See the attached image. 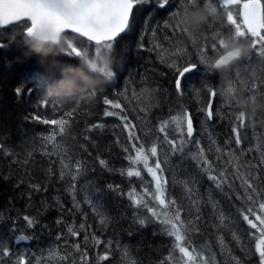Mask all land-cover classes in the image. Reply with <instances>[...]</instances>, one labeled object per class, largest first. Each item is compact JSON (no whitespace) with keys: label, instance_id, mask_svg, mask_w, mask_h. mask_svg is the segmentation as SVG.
Wrapping results in <instances>:
<instances>
[{"label":"trees","instance_id":"1","mask_svg":"<svg viewBox=\"0 0 264 264\" xmlns=\"http://www.w3.org/2000/svg\"><path fill=\"white\" fill-rule=\"evenodd\" d=\"M203 2L201 0V4ZM211 2L221 15L214 23L210 17L209 23L195 38L200 45L208 47V55L213 57L215 53L210 46L214 34L220 32L227 38L233 34V28L227 24L220 0ZM178 3L179 0H170L168 5L161 8L157 0H149L148 4L134 9L130 29L114 43L112 51L115 57L111 58H116V63L111 79L91 70L81 58L61 51L67 47L66 41L71 40L82 50L87 49L91 59L94 45L75 35L65 34L59 45H52L27 38L24 35L26 22L0 30L2 209L6 206L10 212V227L15 228L12 233L30 234L36 249L56 246L61 258L66 257L62 259L63 264H72L73 261L81 264L80 253L72 247L76 243L80 244L82 251L87 252V264H184L175 248L174 237L164 234L162 225L154 221L147 209L143 205H135L129 197L128 193L135 189L137 198L147 201L158 212L165 211L143 191L147 187L149 192L155 193L154 182L147 169L143 165H133L127 159L134 155L132 144L137 147L142 144L146 151L153 142L159 145L164 133L158 129L164 121H168V139L179 141L180 135L171 117L182 111L191 112L195 125V135L191 139L199 142L212 167L209 173L198 169L192 158L198 151L193 143L185 148L183 157H171L175 176L165 169L164 175L168 179L166 201L175 199L177 206L183 204L185 209L189 206L194 209L195 205L190 204L185 194V183L189 189H195L192 198L200 201L203 223L197 225L199 231L192 234L191 243L184 246L189 247L190 251L195 249L193 254L198 255L201 248L210 245L220 264H259L255 250L260 239L259 231L252 229L242 218L248 214L249 207L258 214L257 207L244 201L239 179H228L217 188L216 182L210 180L209 176H219L221 173L231 176L239 169L246 177L249 169L241 165L247 163L260 167V158L264 156V114L246 119L241 128L236 120L241 109L228 105L221 95L229 83L220 73L205 74L204 66L182 82L183 94H177L174 87L176 77L173 70L167 67L171 63L169 53L186 47L191 61L197 62L198 59L187 36L174 35L164 27L165 22L172 23L170 13ZM230 10L234 14L237 11ZM244 40L251 42L250 38ZM111 52L103 50L106 65ZM243 66L244 61L240 68ZM39 77L51 78L39 84ZM144 89H148V92L142 95ZM209 89L218 92L214 97L213 117L206 120L204 109L211 100ZM45 98H48L46 105L42 104ZM105 98L118 101L122 108L113 109L105 105ZM53 102L58 104L54 105ZM68 111H72L71 117L65 115ZM105 111H114L118 115L105 116ZM36 115L41 119L67 120L66 131L57 135L55 144L48 143L45 137L56 126L33 120L32 117ZM121 116H127L128 120L122 121ZM125 122L135 125L131 130L139 136V141L128 139L129 129L123 128ZM234 127L240 131V145L235 143ZM217 147L219 153L216 152ZM241 150H244L243 154ZM230 152L232 156L228 155ZM100 159L105 160L106 165H100ZM154 159L150 156L149 166H154ZM225 160L231 161L226 167ZM77 161L86 167L84 174L75 181L67 174L61 179L62 170L65 173L72 170L71 174H75ZM130 167L140 170L141 177H127L126 172ZM254 174L260 177V185L264 187V167L259 172L254 171ZM174 180L179 183L174 184ZM73 184L76 189L75 201L68 191ZM86 195L92 204L86 202ZM258 199L264 202V196ZM75 203H79L80 207L76 208ZM212 203L217 205L215 209ZM171 207L169 204V209ZM220 211L229 218L228 228L217 233L210 225L215 223ZM24 216L38 223L34 228H29ZM101 218H104V223H101ZM181 218L187 219L183 210ZM253 218L249 215V219ZM140 219L146 220L144 226L139 224ZM80 224L85 225L84 230L79 229ZM68 227L80 231V235L70 236ZM233 231L238 240L233 239ZM85 233L88 235L87 241L84 239ZM220 235L227 245L223 253L218 239ZM96 239L104 243L97 245ZM109 241L110 249L107 248ZM106 249L109 259L100 261L99 256ZM203 254L207 255V252ZM169 255L172 256L171 260L168 259Z\"/></svg>","mask_w":264,"mask_h":264},{"label":"snow or ice","instance_id":"2","mask_svg":"<svg viewBox=\"0 0 264 264\" xmlns=\"http://www.w3.org/2000/svg\"><path fill=\"white\" fill-rule=\"evenodd\" d=\"M149 0H0V29H4L7 26L15 25L18 22H26L24 35L30 40H38L45 43H59L60 38L63 34L70 30L72 33L79 34L80 37L86 38L88 42L94 45L95 51L94 56H99L102 50L111 52L114 47V43L117 38L122 34L126 33L131 27V20L133 18V10L137 6L148 4ZM157 3L161 8L168 5L170 0H157ZM220 3L225 10V16L227 24L233 28V34L227 38H224L220 32H216L213 36V43L211 44V50L215 53L213 57L208 55V47L206 45H200L195 37L188 34L187 29L181 30L178 26L174 25V21L188 10L189 7L194 4L206 6L212 18V22L220 17L221 13L217 7L213 5L211 0H204L201 4V0H179L176 9L170 13L172 23L165 22L164 27L168 28L173 34L179 33L180 35L187 36L193 49L197 53V62L191 61V56L186 47H179L175 51L169 53V59L171 63L167 64V67L173 70V74L176 77L174 81V87L178 95L183 94L182 82L186 81L188 76L199 70L201 66H204L205 74L210 71L205 67L216 60L220 62L218 57H221V53L226 48L227 43L232 40H243L245 38L251 39L252 52L244 61V66L239 68L235 73L232 74L231 82L229 83L226 90H222V95L226 98V103L230 106L239 107L235 97L238 93H246L249 96H255L256 94L264 95V68L261 69V75L254 81H245L243 79V73L248 70L249 67L253 66L257 62L264 59V0H220ZM237 9L234 14L233 10ZM153 36H155V30H153ZM207 39V38H206ZM217 41L219 48L217 47ZM67 47L62 48L61 51L66 52L69 56H75L81 58L83 62L87 63L91 70L99 71L100 74L108 79L114 77L111 70L107 69L106 66L97 69L95 62L89 59V53L87 49H81L77 47L71 40L66 41ZM159 47V45H157ZM143 48V45H141ZM51 77H39V84L46 83ZM19 94V90H17ZM148 89L142 91V95L147 93ZM211 97H216L217 92L209 89ZM48 98L42 101V104L46 105ZM54 105L58 104L53 102ZM105 105H110L113 109H121L122 105L111 99H104ZM79 101H77V106ZM205 119L211 120L213 117L212 104L209 103L207 108L204 109ZM66 116L71 117L72 111L65 113ZM105 116H117L118 113L114 111H105ZM33 120L39 121L45 125H54L56 128L45 137L48 143L55 144L58 134H63L66 131L67 120L64 118L60 119H41L40 116L36 115L32 117ZM122 121H127V116H121ZM251 120V117H246L241 111L236 116V120L239 122L240 127L244 126L245 120ZM171 120L175 124V129L180 135V140L176 139L169 140L166 132V126L168 121L162 122L159 127V132L164 133V139L160 141L159 145L156 142L152 143V146L148 151L145 150L143 145L137 147L132 144L134 149V155H130L127 159L133 165H143L147 169V173L150 174L152 181L155 186V193L149 192L148 188L145 187L143 191L152 197V199L162 206L165 211L163 213L158 212L156 207H150L148 202L142 198H137L136 190L133 189L128 193L133 203L137 206L143 205L144 208L151 214L154 221L159 222L162 225L164 234L174 237L175 248L178 249L179 253L182 254L181 258L184 259V264H220L216 260L215 253L212 251L210 245H206L201 248L198 255H194L193 251H189V247L184 246L185 243H191V236L194 232L199 231L197 225L203 223V216L200 207V201L198 198L193 199L192 196L195 189H189L187 183H185V194L190 199V204L195 205V208L189 206L184 208L183 204L177 206V201L171 199L166 201L165 192L168 184V179L164 175L165 169L175 176V172L171 167V157L185 155V148L189 144H195L198 151L193 154L192 158L196 161L197 167L200 171L209 173L212 171L211 162L207 160L204 155V150L199 147L198 141H193L191 138L194 134L193 120L190 114L186 111H182L177 115L171 117ZM145 123V121H141ZM93 127L102 128L103 125H94ZM124 129H129L128 139L139 141V136L135 134L131 129L135 128L130 122L123 123ZM235 133V143L241 144L240 131L236 127L233 128ZM187 137L188 139H184ZM214 143V142H213ZM2 147V146H0ZM58 147V145H57ZM158 147L159 153L158 155ZM128 151L127 148L124 149ZM211 151V149H210ZM220 149L217 147L216 152L219 153ZM244 150H241L243 154ZM250 151V150H249ZM232 156V153H228ZM155 158L153 161L154 166H149V158ZM163 161V163H162ZM230 160H225L224 166L230 164ZM99 164L104 166L106 161L103 159L99 160ZM242 167L249 169L247 176L241 174L240 170L232 172L231 176L221 173L219 176L211 175L209 179L216 182V187L220 188L222 183H226L228 179H239L240 188L243 194L244 201L257 207V212H253V208L247 209L248 214L242 216L243 220L252 229H258L260 234L259 242L255 245V250L259 256V264H264V202H260L258 199L264 196V187L260 185V177L254 174L259 172L261 167H264V156L260 158V167L251 164H243ZM86 167H83L79 161L76 162L75 174L72 175V170L68 173L61 171V179L65 178L67 174L72 181H75L79 176L83 175L86 171ZM254 170V171H253ZM127 177H141V171L136 167H130L126 172ZM179 183L178 181H173ZM110 187V186H109ZM231 187V185H229ZM73 194L75 201V185H71L68 189ZM98 191V190H97ZM86 202L92 204L91 199L87 198ZM209 199H211L209 197ZM169 204L171 208L169 209ZM74 206L79 208V203H75ZM213 209L217 207L215 203H212ZM184 211L187 219L181 218V212ZM249 215L254 218L249 219ZM23 219L27 222L29 228H34L38 221L24 216ZM228 217L220 211L216 216L215 223L210 226L217 230V233L223 232L228 228ZM104 218H101V223H104ZM0 223H3L2 217H0ZM60 223V221H57ZM139 224L144 226L146 224L145 219H140ZM80 230L85 229L84 224L79 225ZM183 230V231H182ZM10 232H14L15 228L9 229ZM67 233L72 237H78L80 231L75 230L73 227L67 228ZM233 239H239L236 233L232 232ZM60 237L58 236L57 239ZM9 239H12L9 237ZM31 238L28 236L20 235L14 238L15 243L21 241H28ZM85 241L88 240V235L85 233ZM221 244V252L227 245L224 243V237L218 236ZM104 243L103 241L96 239V244L99 245ZM75 251L80 253L81 264H87V252L82 251L80 244L76 243L72 246ZM119 247V246H118ZM108 249L111 248V241L108 242ZM207 252V255L203 253ZM15 256V260L12 264H29V260L24 255H16L12 253L7 245V241L0 237V256L10 257ZM34 264H41V259L32 257ZM66 259V257H62ZM109 259V251L106 249L103 255L99 256L100 261ZM169 260L172 256L169 255ZM72 264H77L73 261ZM239 264V262H238Z\"/></svg>","mask_w":264,"mask_h":264},{"label":"clouds","instance_id":"3","mask_svg":"<svg viewBox=\"0 0 264 264\" xmlns=\"http://www.w3.org/2000/svg\"><path fill=\"white\" fill-rule=\"evenodd\" d=\"M212 14L206 6L194 4L189 7L188 10L173 22L181 30L187 29V32L192 37H197L201 34L204 25L209 23V18ZM252 47L251 42L246 40H232L227 43L226 48L221 53L219 63L216 60L205 67L214 73H220L221 77L228 83L231 82L232 74L240 68L241 62L251 54ZM115 53H110L109 63L106 65L107 69L111 70L113 74L114 65L116 63ZM264 68V59L257 62L253 66L249 67L245 72L243 79L245 81H254L261 75V69ZM241 112L246 117H257L260 114H264V95L256 94L254 97L249 96L246 93H238L235 97Z\"/></svg>","mask_w":264,"mask_h":264},{"label":"rangeland","instance_id":"4","mask_svg":"<svg viewBox=\"0 0 264 264\" xmlns=\"http://www.w3.org/2000/svg\"><path fill=\"white\" fill-rule=\"evenodd\" d=\"M90 60H92L93 62L96 63L97 69H99L100 67L106 66V60H105V57L103 55V50L100 52L99 56H94V54H93ZM159 207H160V205H159ZM16 235H17L16 233L11 232L12 241H14V238L16 237ZM0 237L3 238V232L1 233ZM54 251H56V249ZM54 251L51 248H49L48 250H42V249L36 250L35 249L32 251L31 250L28 251L27 249H22L21 251H19L17 249L15 250L16 254H19L20 252L28 254V256L25 258L29 260V264H34V262H31L33 260L32 259L33 256H35L36 258H39V259H44V261H43L44 264H50V261H49L50 257H52L54 263L57 262V264H61V262H62L61 256L57 255ZM178 254L181 258L182 254H180V253H178ZM12 258H14V255L12 256ZM182 261H184V259H182Z\"/></svg>","mask_w":264,"mask_h":264},{"label":"flooded vegetation","instance_id":"5","mask_svg":"<svg viewBox=\"0 0 264 264\" xmlns=\"http://www.w3.org/2000/svg\"><path fill=\"white\" fill-rule=\"evenodd\" d=\"M2 203H1V200H0V217H2L3 219V223H0V235L1 233L3 232V239L7 241V245L10 249V251L12 252V248H13V245H12V239H9V237H11V232L9 231L10 229V223H9V215H10V212L8 210V208L6 206H4V209H2ZM19 249H27L28 251L32 249H29L28 247H20ZM57 255H59V251H58V248H56V251H54ZM23 255L22 252H20L19 254H16V255ZM55 254V255H56ZM14 260H15V256H14ZM12 259V256L10 257H2L0 256V264H12V262L14 261ZM44 259H41V264H44ZM31 262H34V260H32Z\"/></svg>","mask_w":264,"mask_h":264},{"label":"water","instance_id":"6","mask_svg":"<svg viewBox=\"0 0 264 264\" xmlns=\"http://www.w3.org/2000/svg\"><path fill=\"white\" fill-rule=\"evenodd\" d=\"M18 23H20V22H18ZM17 23V24H18ZM8 27V26H7ZM65 33H72L70 30H67ZM64 33V34H65ZM72 34H75V35H78L79 36V34H76V33H72ZM83 38V37H82ZM61 39V38H60ZM84 39H86V38H84ZM87 40V39H86ZM34 41H36V42H39V43H43V44H52V45H58L57 43H45V42H41V41H38V40H34ZM213 99H214V97H211V101H210V103L212 104V109H213ZM189 114V113H188ZM193 127H194V124H193ZM24 236H26V235H24ZM29 242V240L28 241H21V242H19V243H28ZM18 243V244H19ZM17 244V243H16Z\"/></svg>","mask_w":264,"mask_h":264},{"label":"bare ground","instance_id":"7","mask_svg":"<svg viewBox=\"0 0 264 264\" xmlns=\"http://www.w3.org/2000/svg\"><path fill=\"white\" fill-rule=\"evenodd\" d=\"M202 68V67H201ZM223 80V79H222ZM220 82V81H219ZM224 82V81H223ZM225 84V83H224ZM224 84H222V85H224ZM217 86H219V85H217ZM224 87V86H223ZM227 88V87H226ZM222 89H224V88H222ZM219 90V89H218ZM220 91V90H219ZM218 92V91H217ZM222 95V94H221ZM208 104V103H207ZM214 105V104H213ZM131 107V106H130ZM132 108V107H131ZM130 108V109H131ZM221 108V107H220ZM206 109V108H205ZM224 110V109H223ZM190 111V110H189ZM188 112V111H187ZM216 113V112H215ZM190 114H191V112H190ZM234 114V113H233ZM238 115V114H237ZM215 116H217V114L215 115ZM220 116V115H219ZM229 116H230V113H229ZM228 117V116H227ZM235 149V148H234ZM224 151V150H223ZM237 153H235V155H236ZM257 155V154H256ZM237 157V156H236ZM242 157V156H241ZM240 157V158H241ZM239 160V159H238ZM241 161V160H240ZM242 163V162H241ZM240 163V164H241ZM236 164V163H235ZM242 166V165H241ZM240 191V190H239ZM186 202V201H185ZM37 235V234H36ZM43 240V239H42ZM39 242V241H38Z\"/></svg>","mask_w":264,"mask_h":264}]
</instances>
